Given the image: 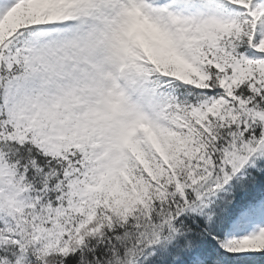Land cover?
Returning a JSON list of instances; mask_svg holds the SVG:
<instances>
[{"label": "snow or ice", "instance_id": "1", "mask_svg": "<svg viewBox=\"0 0 264 264\" xmlns=\"http://www.w3.org/2000/svg\"><path fill=\"white\" fill-rule=\"evenodd\" d=\"M0 264H264V0H0Z\"/></svg>", "mask_w": 264, "mask_h": 264}]
</instances>
